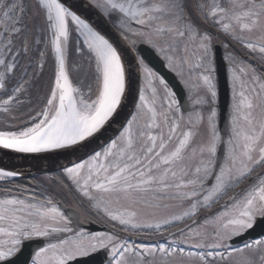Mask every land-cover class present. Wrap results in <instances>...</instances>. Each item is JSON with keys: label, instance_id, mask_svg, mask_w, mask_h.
Wrapping results in <instances>:
<instances>
[{"label": "snow or ice", "instance_id": "6c2138e0", "mask_svg": "<svg viewBox=\"0 0 264 264\" xmlns=\"http://www.w3.org/2000/svg\"><path fill=\"white\" fill-rule=\"evenodd\" d=\"M79 2L95 11L109 30V21H114L124 45L117 46L93 22L74 11L67 0H36V15L43 16V26L32 24L27 0H0V90L14 81L11 94L6 90V98H0V112L10 114L15 105L23 103L19 97L36 73L30 76L22 60L33 47L39 57L36 69L43 70L49 50L54 66L53 83L43 107L16 130H0V149L64 155L68 161L61 166L68 182L60 181L64 187L71 185L92 207L123 226L124 232L140 235L150 230L164 242L135 244L111 232L87 233L81 229L74 236L34 249L21 260L23 249L34 239L72 233V220L51 197L40 199L43 193L25 198L10 195L0 199V264H72L99 250L106 252L108 264H175L177 257L186 259L187 264H228L232 257L245 253L248 255L242 264H264V235L242 245L234 243L257 227L264 231V177L256 176V183L239 199L229 197L224 210L203 225L179 229L180 235L171 240L168 236L176 233L167 232L199 209L219 204L230 191L252 178L256 167L264 166V81L249 66L230 67L233 104L225 140L215 106L213 36L186 18L184 4L179 0ZM196 10L204 22L210 20L264 58V0H227L226 5L213 0L210 7L198 2ZM186 19L189 22L182 24ZM254 33L260 34L255 40ZM139 42L151 45L169 69L180 68L181 76L187 69L188 78L183 82L194 110L188 112L186 121L176 92L146 62L145 55L136 51ZM181 43L184 54L177 57ZM70 46L81 55L87 51L92 83L73 84L67 62ZM129 56L131 64L126 63ZM133 66L144 81L137 113L115 139L97 151L92 142L121 108ZM16 72L20 73L19 80H14ZM145 88L151 98L145 95ZM159 92L164 101L160 111ZM181 121H185L186 130L178 132ZM221 145L225 146L222 155ZM19 175L0 167V180ZM149 193L153 194L150 199ZM169 201H177L175 206L182 210L159 215L161 209L173 206ZM185 202L187 208L183 207ZM208 226L212 227L211 234Z\"/></svg>", "mask_w": 264, "mask_h": 264}, {"label": "water", "instance_id": "95a60500", "mask_svg": "<svg viewBox=\"0 0 264 264\" xmlns=\"http://www.w3.org/2000/svg\"><path fill=\"white\" fill-rule=\"evenodd\" d=\"M67 3L73 6L74 8H76L77 10H79L80 12H82L83 14H85V16L89 18L91 22H93L98 28H100L111 40L115 41L118 46L124 45L125 42L118 35V32L115 30V28L112 26V30H109L104 20L91 8L82 7L80 5L79 0H67ZM109 23L111 24V21H109ZM139 52L141 55H145L146 62H148L149 65L152 68H154L161 76H163L170 86H172V88L174 89V91L178 96V99L180 100L183 110L186 111L188 109L187 97L185 91L181 87L176 76L165 67L164 62L150 48L142 46V48L139 49ZM214 56H215L217 81H218L219 129L223 135H226L229 131L230 91H229V83L227 77V68L221 46L218 45L215 46ZM128 59L131 64L132 62L131 56H129ZM131 68H132V83H131V92H130L131 94L129 96L127 105L124 108L121 116L114 122V124H112V126H110L105 132H103V134H101V136H99L97 140L92 142L91 147H94L97 151H100L102 147L107 145L111 139H114L119 134V132L126 125L127 120L131 117L134 111L139 94L140 71L138 68L134 66ZM224 151H225V146L221 145L219 149V154L222 155ZM91 154L92 153L89 152V155ZM72 159L75 160L76 157H72ZM67 163L68 161L65 159L64 155L32 156V155L9 153L0 150V164L16 167V168H23V167L39 168L40 170L34 176L42 175L46 173L48 174L56 173L62 170L61 169L62 165H66ZM63 208L69 219H71L73 222H78L79 215L75 211L71 209H67L65 207ZM201 218L202 217H200L199 219ZM194 223H196V221L192 222L190 225ZM87 228L90 229L91 231L104 229L92 224ZM174 233L177 234L179 233V231H176ZM262 235H264V231H262L261 228L257 227L254 230H250L244 236L234 241V243L239 245L249 239H258ZM43 246H45V241L43 239L33 240L32 242L28 243L26 247L23 249V254L20 256V259L21 260L27 259L30 252H32L34 249H37L38 247H43ZM101 262H103V264L107 262L106 252L104 250L93 253L87 257L77 258L72 262V264H101Z\"/></svg>", "mask_w": 264, "mask_h": 264}, {"label": "flooded vegetation", "instance_id": "af4514ba", "mask_svg": "<svg viewBox=\"0 0 264 264\" xmlns=\"http://www.w3.org/2000/svg\"><path fill=\"white\" fill-rule=\"evenodd\" d=\"M217 1H219V0H216V2ZM179 2L185 5L184 15L186 16V18H190V22L192 24H194L201 32H206L207 31L206 28L207 27H211L210 23H212V22L210 20L208 22H204L201 18H199L198 12L196 10V4L199 2V3H203L205 5L210 3L209 5H211L213 3V0H179ZM27 4H29V0H27ZM191 6H193V8H191ZM32 10H33V7H32ZM28 15H29V13H28ZM185 22H189L188 19L183 21V23H185ZM213 27H215V26H213ZM125 35H128V34L125 33ZM216 36H218V35H216ZM129 39H136L138 41L141 40V38H139V37H132V36H129ZM167 39L168 38L166 37L165 40H167ZM164 42L165 41H162V43H164ZM15 43L17 44V47H19V43H20L19 40H16ZM142 44H146V43L139 42L137 44V48H136L137 52H138V49L141 47ZM149 46L151 47V45H149ZM179 49H180V47H179ZM21 56H23V53H21ZM160 57L163 58V56H160ZM23 60L27 61L28 57L23 59ZM166 67H167V62H166ZM170 70L176 74L177 79L181 82V78L178 75V73H176L172 69H170ZM142 77L143 76H142V73H141V87H142ZM181 84H182V82H181ZM12 86H14V83L9 84L7 86L6 90H7L8 94H11L10 90H11ZM182 86L185 89L186 93L188 94L185 86L183 84H182ZM141 87H140V89H141ZM6 90H0V98L6 97L4 95ZM21 96L22 95H20V98H21ZM187 98H188V95H187ZM22 100H24V99H22ZM26 105H27V103L24 100V103H23V105H22V107H21V109L19 111L14 112V110L12 109V111H11L12 116L26 117L28 115V106L26 107ZM135 112L136 111L133 112V115L135 114ZM181 112L184 114V118H185V121H186V119H187L186 116H187L188 112L184 113L182 110H181ZM23 125H19L17 127H21ZM182 130H185L184 126L183 127L181 126L180 129H178V132L182 131ZM166 131H167V129L165 128L164 132L166 133ZM105 146H107V145H105ZM61 173H62V171L56 172L54 174H52V173L51 174H47L46 173L44 175H40L39 177H36V182H37L36 184L37 185H36V187L34 189V192H35V194L43 193V195H40V197H39L40 199H44L45 196L51 197L53 199V203H56L58 206L63 204L67 208L73 209V210H75L76 212L79 213V215H80L79 222L71 223V225H70V227L73 229V232H72L73 236L75 235V233L79 232L81 229H83L87 233H91L86 228L81 227L80 224L88 226L89 224L94 223V224L98 225L99 227H104L105 228L104 230H99V231H96V232H111L113 235L120 236L121 239H128L130 243H138V244H140V243H156L157 241L164 242V240L162 238L160 240H157V238H155L154 234H151V233L134 235V238H132V236L129 234V232L126 233L119 227V223L118 222H112L110 220V218H108L107 216H105L103 214L102 211H99L96 208L92 207L86 199L80 197L79 194L74 191V189L72 188L71 185H68V187H64L60 183V181H63V184H67L68 182L66 180H64V178H63ZM256 176L264 177V166L256 167L252 178H250L244 184H241L239 186V188H236L233 191H231L228 194L230 196H227L226 198H224V200H222V202H220L218 204V207L216 206L213 210H211V209L210 210L209 209L206 210V213L204 214V219L210 218L212 216V213H217V211L219 212L220 205H222L223 203L228 202V198L229 197L235 195L236 198L239 199L240 195H242L243 191L248 186H251L252 184H254L256 182V180H255ZM152 195H153L152 193L147 194V198H151ZM167 232L168 233L173 232V228L171 230L167 231ZM150 235L153 238L144 237V236H150ZM36 239H38V238H36ZM44 239L46 240V244H47L48 239H46V238H44ZM168 239L169 240L174 239V236L173 237H169ZM49 241H52V239H49Z\"/></svg>", "mask_w": 264, "mask_h": 264}, {"label": "rangeland", "instance_id": "374dc122", "mask_svg": "<svg viewBox=\"0 0 264 264\" xmlns=\"http://www.w3.org/2000/svg\"><path fill=\"white\" fill-rule=\"evenodd\" d=\"M33 3L34 4H36L35 3V1H33ZM217 3H220L221 5H226L227 4V0H223V1H221V0H219V1H217ZM207 6H211V5H209V4H207ZM191 8H193V6H191ZM195 8V7H194ZM36 13H37V9L35 10V12H34V15H33V18L34 19H39L38 21H39V25L40 26H43V16L41 15V16H37L36 15ZM166 19H168L167 17H166ZM181 23L183 24V21H181ZM211 24V27H207L206 28V32H208L210 35H212V34H214V35H212L213 36V42H214V36L218 39L217 40V44H219V45H221V47H222V50H223V53H224V58H225V62H226V65H227V72H228V81H229V86H230V110H229V121H230V116L232 115V104H233V87H232V81H231V77H230V72H229V69H230V67H234V66H236V65H241V66H249L250 67V69L251 70H253L254 71V74L256 75V76H259L260 78H261V80L262 81H264V70H261L263 67L260 65V64H254L252 61H251V59L250 58H255L259 63H261L263 66H264V58H262L261 57V55L259 54V52H252L251 50H249V49H247V48H245V47H243L240 43H238L237 41H235V40H233L229 35H226L225 33H223V32H221V34L219 35V31L217 30V27L215 26V25H213L212 23H210ZM213 26H215V27H213ZM114 27H115V23H114ZM116 28V27H115ZM117 29V28H116ZM117 30H119V29H117ZM216 35H218V36H216ZM244 35H248L247 33H245ZM259 33H254V34H252V38L255 40V39H257L258 37H259ZM168 39H170V37H167ZM160 43L161 44H163L162 43V41H160ZM214 44H216V42L215 43H213V47H214ZM225 46H227V47H225ZM178 47H180V51H178L177 53H176V56L177 57H181V56H183V43H181L180 45H178ZM189 48H190V52H191V48H192V45H189ZM214 52V51H213ZM190 54V53H189ZM229 57H231L232 59H231V61L229 60ZM167 62V61H166ZM255 65V66H254ZM45 66V65H44ZM44 68L45 67H43V70H44ZM264 69V68H263ZM43 70L42 71H40V70H38L37 69V72H36V74L38 75V72H39V74L41 75L42 73H43ZM180 68H177V70L175 71L176 73H178V75L180 76V78H181V82H182V84L185 86V88H186V90H187V92H188V96L190 95V92H189V89L187 88V86L184 84V80L185 79H187L188 78V71H187V69L185 68L183 71H184V75L183 76H181L179 73H180ZM216 72V71H215ZM214 75H215V83H216V87H217V90H218V81H217V77H216V74L214 73ZM17 79H19V78H17ZM249 79H250V77H249ZM40 80V82H41V78L40 79H38V80H36V82H38ZM33 81V80H32ZM31 85H33V83L31 84ZM141 88H144V81H143V77H142V87ZM145 90V95L147 96V97H149V98H151V95H150V90H148L147 88H145L144 89ZM239 91V88H237V92ZM27 93H29V91L27 92ZM5 95V94H4ZM159 95H160V97H161V99L157 102V107H158V111H160L161 109H160V107H159V105L160 104H163L164 103V101H163V93L162 92H159ZM218 95V94H217ZM28 97L30 98V95H28ZM4 98H6V97H4ZM22 99H24L25 100V102L27 103V105H26V107L28 106V99H27V94H23L22 96H21V100ZM237 99H238V97H237ZM24 100H22L23 101V103H24ZM23 103H21V104H19V106H22L23 105ZM138 103H139V100H138ZM137 103V104H138ZM189 104H190V102H189ZM216 104H217V99H216V102H215V106H216ZM217 108V107H216ZM194 109H192L191 108V110L190 111H193ZM135 114L137 113V107L135 108ZM204 111L206 112L207 111V109L205 108L204 109ZM134 114V115H135ZM256 114L259 116V114H260V109H257L256 110ZM12 114L10 113V114H5V113H3V112H0V118L2 117V116H11ZM188 115V114H187ZM186 118H187V116H186ZM138 119H139V117H138ZM140 123L142 124L143 123V121L142 120H140ZM0 126H2V125H0ZM181 126L183 127L184 126V128H185V122L184 121H181ZM186 130V129H185ZM229 130H230V123H229ZM225 140L227 139V136L226 137H223ZM196 140H197V142L199 141V137H197L196 138ZM170 147H171V145H170ZM253 174H254V172H253ZM12 179H4L3 181H11ZM256 183V182H255ZM237 188H239V187H237ZM234 189H236V188H234ZM233 189V190H234ZM232 190V191H233ZM231 192V191H230ZM229 192V193H230ZM228 193V194H229ZM227 196H230V195H227ZM227 196H225L224 198H226ZM6 197H8L7 196V194L4 192H2L1 191V193H0V199H3V198H6ZM16 197H18V198H22V197H19V196H16ZM224 198L222 199V200H224ZM150 199V198H149ZM222 200H220V202H222ZM219 202V203H220ZM169 203L171 204V205H173L172 207H170L169 209H161V211L159 212V215H161V216H164V215H171V214H178L182 209H181V207H177V206H175L178 202L177 201H169ZM215 206H218V204H214L211 208H214ZM183 207L184 208H187L188 207V202H185V204L183 205ZM204 210H206V209H204V208H201V209H199V211L197 212V214L195 215V216H193V217H191L190 219H188V218H186L183 222H178V223H176L174 226H170L168 229H167V231H169V230H171L172 228H173V230H176V229H178L179 227H182L184 224H187V223H189V222H191L193 219H197V217L198 216H200L201 214H202V212L204 211ZM224 209H222V210H220L219 212H221V211H223ZM218 211H217V213H214L210 218H206V219H211L212 217H215L218 213H219ZM206 219H204V220H202L201 222H199L197 225H195V226H193V227H197V226H201V225H203V223H204V221L206 220ZM183 224V225H182ZM118 227V226H117ZM119 227L122 229L123 228V226H120L119 225ZM118 227V228H119ZM172 227V228H171ZM146 232H148V233H150V230H145ZM207 231L209 232V234H211V232H212V227L211 226H208V228H207ZM126 233H128V232H126ZM129 234L132 236V238H134V234H132V232H129ZM69 236H73L72 235V233H58V234H53L51 237H48V238H46V239H48V242L47 243H54V242H57L59 239H66V238H68ZM179 235H177V236H174V239H176L177 237H178ZM49 239H52V241H49ZM159 243H163V242H161V241H158ZM135 244H138V243H135ZM194 250V249H193ZM246 255H248V253H245L244 254V256H246ZM244 256H241V255H237V256H234V257H232L229 261H228V264H242V261H243V259H244ZM175 264H187V261H186V259L185 260H181V258L180 257H177L176 259H175Z\"/></svg>", "mask_w": 264, "mask_h": 264}, {"label": "trees", "instance_id": "16d2710c", "mask_svg": "<svg viewBox=\"0 0 264 264\" xmlns=\"http://www.w3.org/2000/svg\"><path fill=\"white\" fill-rule=\"evenodd\" d=\"M34 0H30L29 4L31 5V10L29 11V17L32 21L33 25H39V19L33 18V10H32V2ZM34 7V6H33ZM37 9V8H36ZM38 12V9H37ZM41 16V15H37ZM72 25L70 24V28ZM73 37H75V32H73ZM32 37H29V40L31 41ZM42 47V46H41ZM39 57L35 53V48L33 47L32 50L29 52L28 60H22V63L27 67V71L29 75L33 72H37V69L35 67V61L38 60ZM91 58L89 57L87 51L84 52L83 55L76 53L72 50L71 46L69 49V55H68V68L70 77L73 81V84H77L78 81H82L84 84L92 83L91 80V74H92V68L90 64ZM44 70L43 73L40 75L38 72V75L36 74L35 79L31 82L33 85L28 86L27 93V99H28V116L26 118L18 117V116H2L0 118V130H4L6 128H11V130H16L17 125H22L25 122L28 121L27 118L29 116H32L36 112H38L43 107V101L45 97L48 95L49 88L52 86L53 83V74H54V66H53V59L51 51L49 50L47 56L45 57L44 62ZM17 78H20V73L16 72L14 80H19ZM41 78L38 82L36 80ZM14 83V81H13ZM26 93V92H25ZM24 93V94H25ZM30 95V98L28 97ZM17 105L14 106V108ZM19 106V105H18ZM17 106V108H18ZM17 108L14 112H17ZM21 107H19V110ZM36 178L35 179H16L12 181H0V193L1 191L6 194L10 195L12 193H18L19 191L23 190L26 191L29 194H35L34 189L36 187Z\"/></svg>", "mask_w": 264, "mask_h": 264}, {"label": "bare ground", "instance_id": "6f19581e", "mask_svg": "<svg viewBox=\"0 0 264 264\" xmlns=\"http://www.w3.org/2000/svg\"><path fill=\"white\" fill-rule=\"evenodd\" d=\"M73 10L76 11L78 14L82 15L83 18H86L89 20V18H87L85 16V14H83L82 12H80L79 10H77L76 8H74L72 6ZM91 22V20H89ZM95 27H97L94 24ZM98 28V27H97ZM98 30H101L100 28H98ZM104 33V32H103ZM105 34V33H104ZM118 46V45H117ZM126 63L130 64L129 59L127 58ZM131 73H132V68L130 69ZM131 83H132V75H131V80H130V88L126 91L125 94V99L122 102V106L121 108L118 110V113L114 116V118L112 120H110L109 124L105 126V129H103L101 131V133L97 134V137L99 138V136H101V134H103V132H105L110 126H112V124H114V122L121 116L124 108L127 105L129 96H130V92H131ZM97 140V139H95ZM93 140V142L95 141ZM2 150V149H0ZM5 152H9V153H15V152H11L9 150H2ZM16 154H23V155H32V156H57V155H62V154H57V153H16ZM0 167L5 168L6 170H13V171H17L19 172L21 175L13 177V178H6V179H15V178H20V177H32L34 176L40 169L39 168H35V167H23V168H16V167H11V166H6V165H2L0 164Z\"/></svg>", "mask_w": 264, "mask_h": 264}]
</instances>
